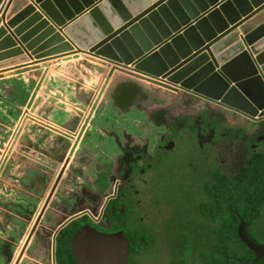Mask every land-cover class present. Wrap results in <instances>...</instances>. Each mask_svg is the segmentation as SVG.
Returning <instances> with one entry per match:
<instances>
[{"label": "water", "instance_id": "1", "mask_svg": "<svg viewBox=\"0 0 264 264\" xmlns=\"http://www.w3.org/2000/svg\"><path fill=\"white\" fill-rule=\"evenodd\" d=\"M25 16L27 22L12 30ZM1 22L0 38L8 29L12 41L26 52L48 34L51 37L45 44H56V51L61 50L51 58L84 57L99 72L107 69L74 146L115 71L128 81L118 83L112 96L135 77L149 84L154 98L156 94L169 98L168 107H187L197 101L206 113L213 106L221 114L226 111L247 120L264 119V0H0ZM27 24L34 27L19 37ZM36 32L40 34L28 43L27 38ZM8 41L5 37L0 49H6L3 46ZM8 54L1 52L0 59ZM34 95L35 91L26 108ZM78 119V115L70 119L73 130ZM139 121L134 118L135 123ZM39 198L26 199V220L32 217ZM43 211L44 206L28 233L34 241L33 246L25 245L22 252L28 257L22 264H40L35 254L41 249L35 243L42 247L51 236L49 226L56 222L54 213ZM238 237L256 259L264 257V244L251 241L242 222ZM69 244L75 264H129V241L122 231L107 233L84 224Z\"/></svg>", "mask_w": 264, "mask_h": 264}, {"label": "flooded vegetation", "instance_id": "2", "mask_svg": "<svg viewBox=\"0 0 264 264\" xmlns=\"http://www.w3.org/2000/svg\"><path fill=\"white\" fill-rule=\"evenodd\" d=\"M118 88L112 106L124 112L129 100H138L131 106H137V110L145 113L143 129L139 126L140 121L138 124L134 122V114L117 116L108 113L93 130L89 128L94 131L89 137L90 115L74 146L79 130L77 133L65 131L45 120H38L58 138L62 135L71 141L67 150L59 148L60 143L55 141L54 150L57 151L51 157V165L46 163L42 182V194L47 191L42 206L54 204L50 199L57 192L62 198L54 205L56 222L49 226L51 233H56L54 243L64 227L82 217L90 218L82 225L89 224L107 233L121 231L115 228L121 224L119 219L126 217L128 225L139 231L144 219L140 207L143 195L150 186L157 185L155 172L172 156V170L181 169L180 172L189 173L202 185L213 182L219 175L233 177L244 168L251 170L250 177L244 180L246 193L199 196L202 198L201 212L205 207L215 205L217 212L209 213L218 214V221L221 213L226 216L222 222L226 226H222L225 229L221 231H235L238 236L242 222L246 236L253 242L264 244V177L252 170L253 167L264 168V119L252 121L230 113L225 115L226 112L221 114L219 108H210L206 113L199 106L192 105L195 101L189 108L165 106L150 109L139 102L148 98L144 91L136 92L131 88L121 95L117 94ZM132 90L135 91L134 98ZM55 161L60 162V167L50 180L48 169H56ZM180 161V166L176 167ZM47 183L49 190H46ZM61 187L65 191L59 190ZM207 221L211 224L209 231L220 230L210 219Z\"/></svg>", "mask_w": 264, "mask_h": 264}, {"label": "rangeland", "instance_id": "3", "mask_svg": "<svg viewBox=\"0 0 264 264\" xmlns=\"http://www.w3.org/2000/svg\"><path fill=\"white\" fill-rule=\"evenodd\" d=\"M22 11V10H21ZM20 12V11H19ZM19 12L15 13L18 14ZM13 17V16H12ZM11 17V18H12ZM27 18V19H26ZM23 19H26L25 21L21 22ZM28 17H22L20 18L18 21H16L13 25V27L11 28L12 30L14 29H18L20 26H22L25 22H27ZM34 27V24H27L24 28H22V30L19 32V37H23L25 33H27L28 31H30L32 28ZM8 29L7 31H5L4 36H2V38H0V43L5 40V37H8V42L6 43V47L5 49V53H9V57L7 58H2L0 59V63H5V61H9L8 64H6L7 66H13V65H20L18 68H23L26 67L25 69H20V70H16V72H12L13 73H17V74H21V76L23 77V74L27 75L26 76V81L28 84V91L31 93H33L35 91V95L32 101V104L30 106H28L26 108L27 102H25V99L22 102L20 101L19 95L21 93L22 90H20V82H17L16 85H18L19 89L18 92L19 95L17 96V98L12 95V98L16 101V103H13L14 105H16V108H14V111H12V122L8 121V127L9 129H5V133L7 134L5 137L2 138V140H6L9 142V148L13 147L15 145V143L17 141H19L20 137L24 134V132L26 133L28 130L29 132H32L33 130L32 128H35L38 120H39V116H38V112H37V106H39L40 101L38 100V92H40V97H48L47 99L54 98V100H60V103L63 104L62 102H67V101H63L60 98H68V92L72 93L70 98H79L82 97L81 100L84 101L87 105H85V110L82 111L81 113V109L79 107L73 106L74 104L71 102H67L68 103V109L70 110L72 108V110L75 112H77V115L79 116V119L77 120L78 122L76 123L75 126V130H73L72 128H70L67 123H62V126L58 125L59 123H50L52 125H54L57 128H60L62 130L65 131H71V132H78V130L80 129L83 121L85 120V115L88 114L89 112V103L91 104L94 99L96 98V95L98 94V91L101 87V84L103 82V78L105 77V71L103 72V70H101L100 72L96 69V66L91 65L89 66V64L86 62L85 65L82 63L80 64V62L77 60V62L75 61H67L65 59H60V58H56V60L54 58H51L53 56L52 53H61V50H57L56 51V44H45V42H47L51 35L45 34L44 37H41L40 39H38L37 41L34 42L33 45L28 46V51L26 52L24 49L19 48L18 44H15L12 41V37H10L8 35ZM40 33H34V34H30V36L27 38V42L29 43L31 39H35L37 38V35ZM32 37V38H31ZM11 41V42H10ZM2 49V48H1ZM0 49V50H1ZM7 51V52H6ZM4 51H2L3 53ZM1 53V52H0ZM48 56H47V55ZM7 55V56H8ZM45 55V56H44ZM67 58L70 57H74L73 55H71L70 57L65 56ZM43 59V60H42ZM48 60H54L51 62H47ZM41 62H46V63H42ZM77 64L76 70L78 71V77L75 81V78L71 77L72 72L74 71V67L72 65H75V63ZM4 64V66L1 67H5L6 66ZM6 66V67H7ZM7 69V68H6ZM16 69V68H15ZM89 70V74H87V70ZM52 71L55 74V77L57 79V84H62L64 82H68L70 79L74 82V84H72L71 88L69 90H65L62 89L60 87V92H61V96L58 95H54L53 93L50 94L48 93V91H53L50 87L47 86V88L43 91L40 90L41 87H43V82L44 80H49V72ZM7 74V73H6ZM4 75V74H3ZM43 76V79H42ZM75 76V74H73V77ZM124 78V77H123ZM125 79V78H124ZM5 80H0V85L2 83H4ZM41 81V82H40ZM112 80L110 79V82ZM127 81V79H126ZM40 82V87L38 88V90L36 91L35 89L37 88V86L39 85ZM55 82V81H54ZM119 83V82H118ZM118 83H114V85H112V87L110 88V83L108 85V87L106 88V90L103 92L102 96L100 98H103V102H98L99 107H100V113L99 114V118H106L108 113H111L113 115H117L120 114H125V113H129V114H134L135 117H137L140 121V125L143 124V121L146 120L145 118V113L143 112V110L138 109L137 110V106H134L132 108H130L129 111H124V113L119 110L116 106H114L113 108V102L111 100V98L113 99L114 97L111 95V93H113V88H115V86ZM114 86V87H113ZM24 90V89H23ZM40 90V91H39ZM16 92V91H14ZM75 93V95H74ZM18 94V93H16ZM145 94H147V103L145 104V106H147L150 109H157V108H161V107H165L166 105L171 104V100L169 98H165L162 96H160L159 94H156V98H154L155 93L152 92L151 88H146L145 89ZM31 96V94H30ZM29 96V98H30ZM77 96V97H76ZM84 96H87V99H89L88 101H86L84 98ZM160 96V97H159ZM110 99V100H109ZM155 99V100H154ZM107 100H109V102L107 103ZM199 103L197 101L193 102L192 105L194 106H199ZM59 106V105H58ZM190 106V105H189ZM189 106H187L189 108ZM116 107V108H115ZM175 109H182V108H187L185 105H177L174 106ZM213 109H217V107H213L210 106ZM104 109L106 111H104ZM64 111L63 115H67V111L65 108H63ZM138 111H140V114H138ZM145 115V116H144ZM226 115V113H225ZM68 117V115H67ZM65 117V118H67ZM120 117V116H119ZM96 121V119L94 120ZM93 121V122H94ZM47 123H49L47 121ZM61 123V122H60ZM138 126V127H139ZM141 128V127H140ZM88 135L89 137L92 135V133L94 131H88ZM11 134V136H10ZM0 135L2 136V133H0ZM9 135V137H8ZM59 136L56 135L55 137V141L58 140L57 142H59L60 144L58 146H60L59 148H65L67 150V148L69 147V145L71 144L70 139L64 138L62 135L60 136V138H58ZM75 136H73L72 139H74ZM87 141V139H86ZM22 144V143H21ZM29 145L34 144L32 143H28ZM12 150V149H11ZM11 150L9 152H7V159L6 160H10L13 161L17 160V156L16 154H13V156L11 157ZM53 151H57L54 150ZM51 152V155L54 154V152ZM48 154V153H47ZM10 155V158H9ZM14 157V158H13ZM20 158V157H19ZM49 159V158H48ZM181 164V161L177 163L176 167H179ZM171 165H173V161L170 159H167V162H165L164 165H162L160 168L157 169V171L155 172V177L157 178V183H160L159 186H157V192H155V197L158 198L157 202L155 204H149V206H147L148 209H153V214L154 217L152 219V223L154 224L153 227V232L156 235V238L158 240V242L156 244H154L153 246H151L149 248V250L136 258H132L131 259V264H164V257L161 256L160 258H158L161 255V252H165V248L169 249V244H171V241L173 239V236L175 235L173 233V225L176 224H182L185 221H194L195 223L201 221L199 219L200 216H197V214H195L194 208H193V203L194 200L196 198V195H198L199 193L196 192V189H194V192L196 195H190V191L188 189V187H190V185L193 182V177H190L187 174L184 173H180V171H176V173H174L172 171ZM48 172L52 173V170L48 169ZM94 173H96V170H94ZM92 178L94 177L93 175H90ZM94 179V178H93ZM90 180V183H92V180ZM48 184L46 185V189L49 190L50 187L48 188ZM187 189H188V193H187ZM59 190H63L65 191L64 187L59 188ZM198 190V189H197ZM34 194L29 195L28 197L31 196V200H33L34 198H39L40 195L42 194L41 191L40 192H34L31 191ZM200 192V191H198ZM67 192V188H66V192ZM95 196V195H94ZM53 198V199H52ZM52 201L54 202V204H45L44 206V212L45 213H53L55 211V206L58 203L60 198L59 193L57 192V195H53L51 197ZM94 201H97L95 198H93ZM158 204L161 205V207H158ZM98 205V204H97ZM171 205H173V208L171 207ZM98 207H100V205H98ZM158 208L161 210H158ZM55 214H53L52 216H54ZM57 215H59V213H57ZM32 217H30V219L28 218L27 220L25 219V222L28 223L25 224V227L28 228V225L31 221ZM53 219V217H52ZM54 219H56V217L54 216ZM203 223V222H202ZM204 236L207 235V233H203ZM47 240V239H46ZM165 247V248H164ZM160 260V262H159Z\"/></svg>", "mask_w": 264, "mask_h": 264}, {"label": "crops", "instance_id": "4", "mask_svg": "<svg viewBox=\"0 0 264 264\" xmlns=\"http://www.w3.org/2000/svg\"><path fill=\"white\" fill-rule=\"evenodd\" d=\"M26 19H23L19 23H22ZM1 25L2 22L0 23V26ZM2 51H5V49L0 50V52ZM60 59H65L70 62L72 60L77 62L78 60L80 64L83 63L84 65L86 62L91 63L84 60V57H80V58L62 57ZM51 61L54 60H48L47 62H51ZM42 63H46V62H41V64ZM16 65L7 66V67L5 66L3 68L0 67V80H5L4 83L0 85V133H2V136L0 135V264H22L21 261L23 260V258L28 257L26 255V251L22 252L23 249L25 248V245L31 244L33 246L34 236H30L28 235V233L33 226V223L36 218V214H38V212L42 207V203L44 201L47 191H45V195L42 194L43 196L39 198L40 200L37 204L36 210L32 214V219L28 225V228H26L24 225L25 212L23 211V206H25V202L28 201L26 199L31 198V196L30 197L28 196L34 194L31 191L34 192L41 191V193L44 192L42 190L43 189L42 182L43 180H45V170L47 169L46 163H49V165H51V161L53 160L51 157L54 155H51V152L54 149L55 136L57 135L46 129V127L37 123L35 128L31 127L33 131L29 132L28 130L26 133L24 132V134L20 137L19 141H17L13 147L9 148V142L6 140L5 141L2 140V138L7 135L4 130L9 129L8 121L12 122L13 120L12 111H14V108H16V105L13 104L16 103V101L12 98V95H14L17 98V96L20 93L18 92L19 87L18 85H16L17 82H20V90H22L19 95L21 102L22 99L23 101L25 99V102L23 103L26 102L28 103L29 96L30 94H32V92L30 93L28 91V84L26 81L27 75L23 74L22 77L21 74H17V73L12 74V72H16V70L18 71L20 69L26 68L23 67L17 69ZM72 66L74 67V71L72 72L71 77L75 78L76 81L77 77L79 76L78 71L76 70L77 64L75 63V65ZM14 67H16V69H14ZM10 69H14V70H10ZM87 71H88L87 74H89V70ZM54 74L55 73L52 71L49 72V77H48L49 80L48 81L44 80L43 87H41L40 90L44 91L48 86L53 90V91H48V93L50 94L53 93L54 95L61 96L60 87L65 90H69L72 84H74V82L70 79L68 82H64L59 86V84H57V79ZM73 74H75L74 77ZM123 77H124L123 74H121L118 71H115L113 78L111 79L112 81L110 82V87H112L114 83H118V82L120 83L122 81H126L125 80L126 78L124 77L125 78L124 79ZM131 79L133 82L132 81L130 83L127 82L126 84L120 86L118 88L117 94L122 93L121 95H125L126 92L131 88L136 90V92L139 90L145 92V89L149 88L148 83L136 79L135 77H131ZM134 92L135 91H133V93ZM71 94L72 93L68 92V98L63 97L60 99L63 101L73 103L74 104L73 106L76 105V107H79L82 113V111L85 110L84 106L87 104L81 100L82 97L70 98ZM134 95L135 93L133 94V98ZM37 96H38V100L39 101L41 100L39 106H37L38 116L40 117L39 119L41 120H45L46 122L48 121L49 123L53 122L56 124L60 122L67 123V125L69 126L71 124L70 119L72 118V116L74 117V115H77L76 110L74 112L72 108L70 110L68 109L67 102H62L63 104H61L60 100H56V99L54 100V98L51 97L49 99H47L48 97L41 98L40 92H38ZM84 97L86 101L89 100L87 99V96ZM109 100H107V103L109 102ZM111 100L113 99L111 98ZM98 102H103V98H100ZM134 102L138 103V100H129V104H127L128 110L126 109V111H129V108L134 107L131 106L132 103L134 104ZM139 102L142 104H146L147 100L144 101L142 100ZM99 104L100 103H97L96 109L91 114L89 125L87 126L88 131L89 128L90 130H93V128H95L98 122L101 120L98 117L99 116L98 113H100ZM63 108L66 109L68 117L67 115H63L62 112L64 111ZM104 111L106 110L104 109ZM45 116H47L48 119H46ZM95 119L96 121H94ZM29 142L30 143L33 142L34 144L29 145L28 144ZM10 150H11L10 153H12L11 157L13 156V154H16V156L18 157L17 160L14 159L13 161L4 160L5 156L7 155V152H9ZM47 156L49 157V159L47 158ZM55 162H57L56 169H54V171L50 173V180L55 176V174L58 171V168L60 167V162L59 161H55ZM52 199H50V201H52ZM35 244L37 247H40L41 249L39 251H36L35 254L39 257V259L36 260L37 262H40V264H57L56 256L54 257L53 255L56 249V244L54 246V231L51 233V236L47 240L46 239L44 240V244L42 247L37 242Z\"/></svg>", "mask_w": 264, "mask_h": 264}, {"label": "trees", "instance_id": "5", "mask_svg": "<svg viewBox=\"0 0 264 264\" xmlns=\"http://www.w3.org/2000/svg\"><path fill=\"white\" fill-rule=\"evenodd\" d=\"M170 158L173 161L174 158L172 156H169L167 159ZM252 170L264 177V168L260 169L258 167H253ZM172 171L176 173V171H181V169H174ZM250 172L251 170L244 168L233 177L219 175L213 182H206L205 185L200 184L199 181L197 182L196 178H193V182L188 189L190 195H196L194 189H198H196V192L199 194L196 195L193 208L195 214L200 216L199 219L201 221L195 223L192 220H188L182 224L173 225L172 229L175 235L173 236L171 244H169V249L164 247L165 252H161L158 258L163 256L164 264H264V257L256 259L252 251L239 241L235 231H230L228 229H226V231H221V229H225L221 227L226 226V224L222 223L226 216L224 213H221L220 220L218 221V214L209 213L210 211L217 212L215 205L209 208L205 207V211L202 210L201 212L202 198H199V196H214L218 194L237 195L239 193H246L247 184L244 180L250 177ZM184 174L192 177L187 172ZM159 185L160 183L150 186L147 193L143 195L140 207L144 219L139 225V231L133 230V228L128 225L126 217H121L119 219V221L121 220V224L115 228L121 229L123 236L129 241V264H131L132 258L134 259L145 254L151 246L158 242L153 232V209H148L147 206L157 202L158 198L154 195ZM152 188L154 189L153 191L151 190ZM159 206L161 207V205L158 204V207ZM171 207L173 208V205H171ZM206 209L208 211H206ZM158 210L160 209L158 208ZM225 211L229 212L228 209ZM207 218L214 223V227H220V230L216 232L209 231L211 224L208 223ZM75 220L76 222H72L71 225L64 227L61 234L57 237L55 249L57 264H75L74 257H72L70 253L69 241L82 223L85 220L89 221L90 218L82 217ZM218 222H221L220 225ZM203 233H207V235L204 236Z\"/></svg>", "mask_w": 264, "mask_h": 264}]
</instances>
